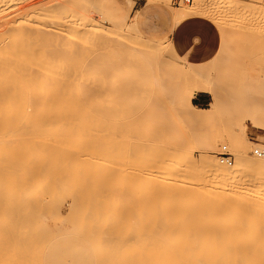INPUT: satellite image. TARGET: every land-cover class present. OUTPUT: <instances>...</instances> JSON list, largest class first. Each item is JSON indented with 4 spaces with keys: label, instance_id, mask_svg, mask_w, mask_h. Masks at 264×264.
Returning a JSON list of instances; mask_svg holds the SVG:
<instances>
[{
    "label": "bare ground",
    "instance_id": "1",
    "mask_svg": "<svg viewBox=\"0 0 264 264\" xmlns=\"http://www.w3.org/2000/svg\"><path fill=\"white\" fill-rule=\"evenodd\" d=\"M19 1L23 3L20 5L21 9L25 8L22 20L15 17L14 0H0V247L6 241L5 247L7 245L8 248V257L3 255L5 260H0L7 261V264H43L44 252L51 241L62 236H77L92 246L99 244L94 251L96 259L108 255L110 260L116 258L117 264H264V237L237 235L236 226H221L219 223V215L236 204L239 187L252 186L254 190H261L264 196V176L260 173L264 152L262 151L260 160L237 162L233 167L221 163L215 156L206 158L202 165L196 162L179 164L180 161L176 162L174 156L179 151L168 149L165 126H155L153 135H142V127L139 125L141 114H147L149 107L131 111L130 114L126 112V96L134 91V88H129L126 80L111 79L115 83L111 88L114 97L110 100L106 95L105 80L102 78L88 83L86 71L81 66H77L72 75L55 76L54 71L44 65L43 56L47 53V47L52 50L54 46L52 54L69 59L83 54L84 51L81 46L77 47L76 44L79 43L76 40L74 44H62L59 40L66 30L82 35L78 37L80 39L90 40L88 33L95 28V23H99L92 16L84 14L88 12L90 5L82 8L79 0ZM156 1L170 5V0ZM74 5H78L79 10H71ZM190 8L192 6L181 8L176 14V24L189 17ZM21 9L18 10L20 13ZM26 20L29 23L32 21V24H28L31 25L29 28L34 37L29 36L25 30L21 33L26 35L18 33L22 38L26 36L27 39L28 34V39H33L22 46L16 44V48L15 41L19 37L14 39L15 31L17 28H27ZM105 29L99 30L103 32ZM99 30L95 31L100 35ZM117 30H114L117 37L121 40L128 39L126 36H129V31L128 34H122L123 31L120 32L119 29L118 33ZM114 31L107 29L104 32L115 37ZM51 33L57 36L54 38ZM120 33L122 37L119 36ZM56 38L58 40L52 41ZM129 38L124 41H131L138 52L151 57L170 46L167 40L156 41L143 36L139 31ZM26 39L24 37L22 43ZM18 41L16 42L21 43ZM20 58L24 59L21 61L24 65L20 63L21 67L17 64ZM15 63L20 68L15 69ZM31 72L33 74H29ZM199 80L186 98L194 107L192 92L197 85L200 84V89L215 94L207 87L208 81L202 78L205 83H200ZM46 84L50 85V91L40 89ZM153 90L149 85L143 88V92L149 95L154 93ZM155 102L151 110H155L156 105L161 109L169 104L166 101ZM130 128L135 133L133 138H137L145 149L147 147L146 154L151 149L147 158L145 155V159H137L138 163L134 162V165L124 160L131 154L124 159L120 155L127 141L131 142L128 140L132 138ZM110 152L115 156L114 160L110 158L112 166L108 158ZM141 158L142 156L139 159ZM96 165H100L99 169L107 176L118 170L128 172L132 181H140L144 176L141 179L143 182V179L148 180L145 182L147 186L142 181L140 183L147 187L146 194L138 197L134 203L131 202L127 211L118 197H113L111 203H108V194L103 195L104 200L93 199V203L91 200L84 201L85 197L76 199L78 202L73 201V212L67 211L69 217L56 219L57 213L52 212L50 203L64 180L60 183V179L55 176L48 184H44L39 176H52L54 171L60 176H67L77 166L91 170L97 169ZM119 175L122 176L121 172ZM207 186L210 187L209 191ZM193 192L200 195L209 193L211 197L208 196L207 200L201 196L200 200L206 201L198 199L192 203L194 198L191 199L192 195H188ZM224 192L226 198H223ZM251 192V188L244 191L247 195ZM145 201L158 206V220L160 217L166 219L168 214L176 212L187 214L180 221L174 220L175 222H168L169 218L165 222L155 220L153 232L152 228L146 227L143 229L145 232L136 227L134 231L128 229L131 233L128 230L127 233L124 232L123 225L127 219L138 214ZM79 204L80 208L76 209ZM242 206L249 208L250 204ZM254 206L257 204L251 205ZM154 207L156 206L151 208ZM148 232L153 235H148ZM1 249L4 248H0V254ZM3 252L6 253V250ZM108 259L106 257L104 261L107 262Z\"/></svg>",
    "mask_w": 264,
    "mask_h": 264
},
{
    "label": "rangeland",
    "instance_id": "2",
    "mask_svg": "<svg viewBox=\"0 0 264 264\" xmlns=\"http://www.w3.org/2000/svg\"><path fill=\"white\" fill-rule=\"evenodd\" d=\"M79 1L82 8L90 5L88 7V12L84 14L92 16L96 22L99 23H95V28H92V32L88 33V36L91 37L90 40L80 39L78 37L82 35L80 36V34L66 30L59 41L62 44H74V40H76L79 43L76 44L77 47L81 46L84 52L83 54L77 55L75 59H69L59 56V54H52L55 48L54 46H52V50H49L47 47V53L43 56V62L47 69L50 71L52 69L55 76H63L74 74L76 67L81 66L86 71V77L89 79L87 80L88 83L95 80L99 81L102 78L105 80L106 95L110 100L114 97L111 94V88L115 83L112 82L113 80L111 79L117 78L126 80L129 88L131 87V90L134 88V91L126 96V112L130 114L131 111L134 112L140 108L149 107L147 114H141L139 125L142 127V135H153L155 134V126H165L168 149L174 150L175 152L179 151L177 154H174V156H176L175 161L178 163L180 161L179 164L186 165V163L196 162L202 165L206 158L214 156L220 161V154L225 151L231 155V159L233 160L232 165L224 163L229 167H233L237 162L249 163L251 161L260 160L262 156L256 154L254 151L255 149H259L261 152H264V0H193L191 3H187L188 5L183 0H170V5L156 0ZM90 1H92L91 4ZM93 3L95 5H93ZM184 4L186 5L184 6ZM20 5H23L21 1L14 0L13 7L15 17H18L17 20H22L25 17L23 16L25 15V8L23 9L22 7V10ZM183 6H192L188 11L189 16H205L213 20L220 29L222 40L220 49L218 53L206 63L188 64L183 61L174 51L169 36L163 34L159 29L160 24L164 23L163 21L169 19L171 15L174 16V14H177L181 11V8H184ZM77 7L78 5L76 7L75 5L71 6V10H79ZM20 9L23 14L18 11ZM16 13L18 14L16 15ZM31 22L29 23L28 21L27 24H32ZM29 24L28 26L26 25V29L24 28L21 30L22 28H17L20 32L16 29L14 39L19 37L16 41L20 40L21 43L15 41V46L16 44L17 46L28 44L31 39H33L31 37L28 39L29 36H33L34 34L32 30L30 32L31 28L29 27H31V25ZM127 25L131 26L132 30L130 29L131 27L128 28ZM98 27L101 29H111L112 31L118 29V33L120 29V32L123 31L122 34L129 31V34H127L131 37L136 31H139L143 36L154 38L156 41L167 40L170 46L163 52L151 57L138 52L133 45L134 43L131 41L129 42L132 45L129 44L128 41L126 43L124 40L130 39L129 36H126L128 39L124 38V40H121V38L117 37L115 31L114 34L116 36L111 37L110 30H108L109 34L104 32L105 30L107 31V29L101 32ZM24 30L30 34L29 36L27 34V39L26 36H24L25 39L30 41L26 42V40H24V43H22L24 37L22 38L17 34L20 33L22 36L23 34L26 35V33H21L22 31L25 32ZM95 30H99V33L101 32L100 35L98 31ZM45 34V36L49 37L47 33ZM122 34L120 33L119 36ZM51 35L53 37L57 36L52 33ZM75 35L77 37H75ZM103 35L106 38H104ZM53 40H58V38L52 39V41ZM86 48H89V50H85ZM29 53L30 52H28V56ZM24 55L25 57L27 56V54ZM29 59H31V57H29ZM16 60L17 59H15V62ZM21 61H24V59L21 60L20 58L17 64L19 65ZM23 63L24 62L21 64L24 65ZM17 64L15 63V69L18 67ZM33 71H35V69ZM29 74L33 73L31 72ZM109 78L111 81H109ZM202 78L208 81L209 86L207 85V87H210L216 95L209 90L200 89V84L199 86L197 85L198 88H196V86L192 92L194 96L192 98L195 105L194 107L189 104L186 98L190 93L189 91L192 90L193 86H195L194 84H196L199 79L200 83H202L201 81L204 82V80H201ZM145 85L152 87L154 93L151 95L144 93L143 88ZM40 89L43 91H50L51 87L46 84L42 85ZM155 101H166L169 104H167L166 108L164 107L161 109L156 105L157 108L151 110L152 105L156 104ZM253 121L255 123H253ZM243 126H246V129ZM242 128L244 131H242ZM130 130L132 134L130 131L129 133L127 131V133L132 135V138H128L131 142L127 141L125 148H122V151H124L120 153V155L122 159H124L128 158L129 154H131L128 159L124 160H128L129 164L134 165V162L136 164L139 160L145 159V155L147 158V154L151 152V149L149 148V152L146 154L147 147L145 149L143 145H140V141L138 142L137 138H133L135 135L133 129L130 128ZM225 147L226 150L224 149ZM140 155L142 156L141 159H139L141 157ZM109 156V161L111 159L114 160L113 157L115 156L113 152H110ZM177 158H179V160H177ZM112 164L113 161L111 160L110 165L112 166ZM98 166L96 165L97 169L91 170H89V168H79V166H77L75 167L76 171L70 172L67 176H60V174H56L55 171L51 173L52 176L50 174L48 176H39L44 184H48L55 176L60 179V183L64 180L60 184L54 200L50 203L52 212H55V214L57 213L55 216L56 219L69 217L67 216L69 215L67 211L70 210V212H73V201L78 202L76 199L85 197L84 201L91 200L93 203V199H96V201L100 200L99 198L104 200L103 195L108 194V197H106L108 203H111L113 197H118L127 211V207L130 206L131 202L134 203L138 197L141 198L143 194H146L147 191L145 189L147 187L145 188V186L147 185L145 182L148 180L143 179V182L141 178H144V176L139 179L140 181H132L128 172H124V170H118L119 172L115 171L111 173L110 176H107ZM120 172L121 175L124 176V178L121 176L122 179L119 177ZM260 173L264 176V162L263 166L260 168ZM141 181L145 186H143V184L141 185ZM142 188L144 191H141L143 190ZM248 188L252 189L249 195L244 193ZM206 189L209 191L210 187L207 186ZM133 191L136 194L133 195ZM238 192L239 197L236 204L233 207L227 208L228 210L219 215V223L222 224L221 226H223V224L224 226H236L238 229L237 235L246 234L264 237L263 192L259 189L254 190L252 186L239 187ZM207 194L208 195H203L201 193L200 195V193L196 194V192H193V194L189 193L188 196L192 195L190 198H194L192 203L193 201L195 203L198 199H201V196H204L203 198L208 200L207 197L210 195L209 193ZM224 194L226 195L225 192L223 195ZM197 195L200 196L196 197ZM225 195L223 198H226ZM204 200L202 199L200 201ZM245 203L250 204V207L246 208L242 206ZM253 204H257V206L251 207ZM153 206L156 207L151 208ZM64 208L67 210L65 211ZM78 208H80V204L77 205L76 209ZM141 208L143 212L140 210L138 214H135V216L133 215L134 220L133 217H131L132 219H127L125 225H123L125 230L122 229L124 232L127 233L128 229L134 231L136 228H140L143 232H145L143 229L152 228L151 232H153V224L156 223V221L165 222L168 218L170 219V221L169 219L167 220L168 222L180 221L181 218L187 214L184 212H176L171 215L168 214L166 219L165 217H160L158 220L159 208L157 205L145 201ZM59 210L65 213L62 214ZM152 214L156 216V219ZM204 221L205 220H201V222ZM149 222L152 223V225ZM139 225L141 227H139ZM131 231L128 233H131ZM151 232L147 234L153 235ZM70 239L71 241L75 240L73 237ZM5 242L6 241L3 242L4 245H1L3 247H0L4 248V250L1 249L0 254V258L4 260L5 258L2 256L8 255V248H6L7 245L5 247ZM77 245L80 249L81 246H83L86 252H90L91 247L94 256V264H108L109 261L110 264H117L116 258L110 260V258L108 259V255L96 259L94 251L96 247L98 248L99 244L98 246L89 244V246L85 243H77ZM5 250L7 254L3 252ZM106 257L108 259L107 262L104 261ZM4 260H0V264H7V261L5 262Z\"/></svg>",
    "mask_w": 264,
    "mask_h": 264
},
{
    "label": "crops",
    "instance_id": "3",
    "mask_svg": "<svg viewBox=\"0 0 264 264\" xmlns=\"http://www.w3.org/2000/svg\"><path fill=\"white\" fill-rule=\"evenodd\" d=\"M133 1V0H132ZM160 24V31L169 36L174 51L188 64H203L210 61L221 46V32L213 20L192 15L176 24V14ZM71 237L75 240L71 241ZM89 243L77 236H62L47 246L43 264H94V256L77 243ZM90 246V245H89Z\"/></svg>",
    "mask_w": 264,
    "mask_h": 264
},
{
    "label": "built area",
    "instance_id": "4",
    "mask_svg": "<svg viewBox=\"0 0 264 264\" xmlns=\"http://www.w3.org/2000/svg\"><path fill=\"white\" fill-rule=\"evenodd\" d=\"M184 2H186V3H191L193 0H183ZM225 150H226V147L224 148ZM256 154H258V155H262V153L263 152H261L259 149H255V151H254ZM220 159H221V161L223 162V163H228V164H230V165H232L233 164V160L231 159V155L228 153V152H222L221 154H220Z\"/></svg>",
    "mask_w": 264,
    "mask_h": 264
}]
</instances>
